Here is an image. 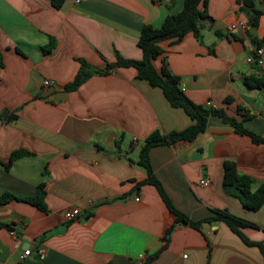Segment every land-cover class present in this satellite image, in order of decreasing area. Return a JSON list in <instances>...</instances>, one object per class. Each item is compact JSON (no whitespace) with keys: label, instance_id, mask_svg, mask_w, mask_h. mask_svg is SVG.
Returning <instances> with one entry per match:
<instances>
[{"label":"crops","instance_id":"1","mask_svg":"<svg viewBox=\"0 0 264 264\" xmlns=\"http://www.w3.org/2000/svg\"><path fill=\"white\" fill-rule=\"evenodd\" d=\"M253 1L264 12V0ZM182 4L63 0L55 8L51 0H0V193L23 199L41 182L45 189V210L18 199L0 204V264H144L154 253L148 264H264L259 248L245 244L224 222L200 229L174 222L153 185L136 186L146 176L137 163L144 137L190 124L161 89L129 66L92 74L77 89L63 90L79 68L78 58L98 69L113 62L115 52L141 58V26H160ZM207 14L211 20H204L199 40L191 32L173 44L164 40V52L153 63L159 68L164 62L191 101L237 117L241 107L250 115L244 127L264 138V88L243 81L264 75V62L245 61L264 37V13L253 27L235 0H208ZM50 38L55 46L44 53ZM45 79L65 98H50ZM226 97L232 100L225 103ZM11 114L16 117L8 119ZM18 149L27 153L5 169L2 163ZM148 156L177 210L197 220L225 209L255 224L241 231L264 246V203L246 208L222 184L226 160L254 179L252 190L264 183V141L253 142L209 116L194 139L153 146ZM203 178L206 185L199 184ZM69 206L81 209L72 221L62 215ZM37 247L44 258L34 253ZM28 248L32 254L21 258Z\"/></svg>","mask_w":264,"mask_h":264},{"label":"trees","instance_id":"2","mask_svg":"<svg viewBox=\"0 0 264 264\" xmlns=\"http://www.w3.org/2000/svg\"><path fill=\"white\" fill-rule=\"evenodd\" d=\"M235 1L238 4L239 11L244 13L247 16L249 24L255 27L258 23L259 16L264 12L255 8L253 0ZM62 2L63 0H51V4L55 8H58ZM207 3L208 0H183L182 8L178 12L166 16L160 26L154 27L151 24H143L139 30V36L136 42L141 50V58L139 59L125 58L115 52V60L110 63L107 62L103 69H98L92 67L84 59L78 58L79 68L73 79L63 85V90L67 92L77 89L78 86L92 74H105L111 68L129 66L136 70V76L138 78L144 79L149 85L161 89L164 97L171 106L181 108L187 114L190 119V124L181 130H174L168 133H161L159 130H153L144 137L139 148L137 163L143 167L146 176L142 180L137 181L135 183L136 186L138 187L145 183L153 185L167 209L173 214L174 222H183L194 229H200L201 225L204 223L214 221L224 222L245 244L256 245L264 261L263 244L261 242L249 240L241 231L242 227H255V224L236 217L225 209H212L211 215L197 220L188 218L173 206L161 183L154 176L149 161L148 152L151 147L172 144L179 140L189 141L194 139L199 133L205 130L209 116H217L221 121L231 124L236 133L248 135L253 142L258 143L264 141L263 137L256 135L244 127L243 121L249 118L250 115L243 111L240 112V110H242L241 107H237V112H239V116L237 117L229 115L223 107H213L210 103H195L191 101L180 88L179 77L172 74L166 68L164 62H162L159 68H156L153 63L154 59L164 52L160 45L162 41L168 40L171 44L176 43L188 32H191L198 40L200 39V31L204 27V20H211V17L207 14ZM263 40L264 37L256 42V46L260 45ZM54 46L55 41L53 38H50L48 44L43 47V52L49 53ZM2 65L0 53V66ZM243 81L248 87L264 88V75H246ZM231 100V97H226L224 102L229 103ZM15 117V114L7 116L8 119H13ZM26 153L27 151L24 150H15L2 165L5 169H8L11 162L16 157ZM253 183L254 179L252 177L237 171L233 161H224L222 175L223 186L227 190H233L243 206L255 210L264 203V183H261L256 189L252 190ZM44 196V183L41 182L36 186L34 195L23 199H18V197L8 192L0 193V204L18 199L26 201L41 210H45ZM4 226L7 225L4 224ZM170 227L165 230L166 239H168ZM155 255L156 253L147 257L144 264H148Z\"/></svg>","mask_w":264,"mask_h":264},{"label":"built area","instance_id":"3","mask_svg":"<svg viewBox=\"0 0 264 264\" xmlns=\"http://www.w3.org/2000/svg\"><path fill=\"white\" fill-rule=\"evenodd\" d=\"M154 1H157V0H154ZM233 27L234 25H231V28ZM245 61L249 64H253L256 66H261L263 64L264 62V40L260 45L254 46L252 52L245 57ZM43 86L44 87H49V86L56 87V84L52 80L45 79L43 81ZM208 182L209 180L207 178H203L199 181V184L206 185ZM80 213H81V209L77 206H69L63 209L62 211L63 218L66 221H72L76 219L80 215ZM34 253L40 259L44 258L45 256V251L42 247H37ZM31 254H32V251L30 248H28L22 251V253L20 254V257L22 258V257L28 256Z\"/></svg>","mask_w":264,"mask_h":264},{"label":"water","instance_id":"4","mask_svg":"<svg viewBox=\"0 0 264 264\" xmlns=\"http://www.w3.org/2000/svg\"><path fill=\"white\" fill-rule=\"evenodd\" d=\"M47 94H49V97L50 98H55V99H63L65 98V94L64 92L62 91V89L60 90H55L54 91V87L50 86L47 91H46Z\"/></svg>","mask_w":264,"mask_h":264}]
</instances>
